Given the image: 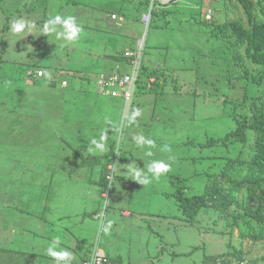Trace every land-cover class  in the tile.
Masks as SVG:
<instances>
[{"label":"rangeland","instance_id":"1","mask_svg":"<svg viewBox=\"0 0 264 264\" xmlns=\"http://www.w3.org/2000/svg\"><path fill=\"white\" fill-rule=\"evenodd\" d=\"M26 1L0 0V204L15 199V206L0 213V222L9 226L10 244L18 251L14 264L49 263L43 257L49 259L47 249L57 239V250L69 251L78 263L98 245L123 264H204L208 255H227L234 248L244 249L245 258H235L231 264H264V237L257 236L262 229L254 225L247 231L241 226L242 220L234 216L236 205L227 213L203 209L189 223L174 195L181 187L186 196L202 194L221 175L226 177L221 183L230 186L246 174L253 131L247 133V144L234 137L226 140L239 121L251 116L249 104L260 89L251 77L258 65L246 57L245 47L238 48L228 26L240 20L251 28L244 7L237 0H203L197 8L183 1L152 0L159 4L152 6L159 15L157 26L149 28L150 22L146 25L143 18L144 24L136 18L143 12L139 0H44L41 10L19 13ZM255 2L254 14L262 20L264 0ZM144 11L142 17L150 12ZM71 13L84 27L75 41L62 35L63 24H48L56 16L68 19ZM112 13L124 19L108 20ZM205 16L210 23L204 22ZM16 17L23 23L44 21L50 28L44 29L48 38L38 31L43 36L39 40L29 28L7 33L6 19ZM95 25L102 26L110 41L100 39L102 35L95 38ZM219 26L221 35L212 30ZM139 41L144 63L159 67L162 86L150 82L151 90L138 82L134 104L126 111L124 96L99 92L98 57L109 47L117 54L124 47L135 48ZM93 42L95 52L88 46ZM55 45L60 57L56 60L62 67L70 62L72 68L51 69L47 75L42 70V76L37 71L49 79L44 83L26 76L25 62H37L40 56L48 60ZM90 66L92 72L85 70ZM56 72L58 78L50 79ZM61 80L72 86L61 85ZM137 111L140 114L134 116ZM103 134L107 137L103 152L92 150L91 141H99ZM137 135L153 140L155 146L138 147L133 140ZM165 145L169 151L162 150ZM153 161L170 165L159 180L148 171ZM109 162L113 167L117 163L114 178L111 181L108 173L109 180L101 184ZM133 169L145 171L152 183L146 186L133 179ZM44 183L45 192L39 188ZM119 189L124 196L115 200ZM90 193L95 199L87 203L83 199ZM98 208L100 217H90ZM127 209L134 216L127 217ZM84 211L83 220L76 217ZM63 212L70 217L62 218ZM109 220L112 228L105 234L102 227Z\"/></svg>","mask_w":264,"mask_h":264},{"label":"trees","instance_id":"2","mask_svg":"<svg viewBox=\"0 0 264 264\" xmlns=\"http://www.w3.org/2000/svg\"><path fill=\"white\" fill-rule=\"evenodd\" d=\"M17 1L19 2L20 0H15V2H17ZM172 1H178V0H172ZM201 1H203V0L195 1L194 2L195 4L192 2H188L189 5H185V6H187V7L193 6V7L197 8L198 3L202 4ZM55 2H60V0H57ZM152 2L154 3L153 6L159 5V4H157V1L139 0L138 4L140 6H142L143 12L140 14V17H136L139 22L143 23L141 21V18H143L142 16H143V13L145 12L144 10H151L152 17H151V20L149 23V28L151 27V25L153 23L155 24V26H157V24L155 22V18L157 15H159V11H157L156 7L153 8L151 6ZM178 2L180 3L182 1H178ZM237 2L240 3L244 7L246 12L248 13L249 18H250L251 28L250 29L246 28L245 25L243 24V22L240 20L228 23V26L231 28L233 35L236 36V38H237L236 44L238 45V48L245 47L246 57L253 64L258 65V67H259L258 72L255 74H252L251 77H252V81L255 84H257L260 89L258 91V94L252 99V101L249 104V111L251 113V116L245 118L242 121H239L238 129L231 132L226 137V140L231 138V137H234L235 141H241V142H244L245 144H247L249 141L247 133L249 131H253L254 141L250 145V153H251L250 156H251V158H250V161L248 163L247 171H246V174L243 178L235 179V180L233 179L231 181L232 184L230 186H225L221 183V180L226 178L224 175H221V176H219V178H220L219 180L215 179V180L209 182L206 185L205 192L202 194H193L191 196H186L184 194L183 187H181L175 191L174 195L176 196V198L178 200V205L180 206V209L182 210L184 218L189 223L195 222L199 213L203 209L213 208V209L219 210L222 213H227L230 210V208H232L234 205H236L239 210H238V213H234V216L237 219V221L242 220L241 226L247 228V231H248L254 225H259L260 228L262 229V231L259 232L257 234V236L258 237H264V18L262 20H260V18H258L254 14L255 3H256L255 0H237ZM22 4L23 3L21 2V5ZM42 4L46 5L44 0H27L22 5V8L18 10V12L24 13V11H29V14H33V13H35V11H37L36 8L41 10ZM49 4H51V3H49ZM173 9L174 8H172L171 10H168V11H173ZM196 10H198V9H196ZM165 12H167V11H165ZM72 15H73V13H71L70 18H73V16H75V15H73V16ZM114 15L116 16L115 18L113 17ZM13 17H15V16H13ZM19 17H23V16H19ZM19 17H16L13 20L10 18L6 19L7 24L5 25L4 29H6L7 33L11 32L10 29H11L12 23L14 21H17ZM28 18H30V17H28ZM75 18H77V17H75ZM120 18L124 19V17H122V16L118 17L116 14L112 13L110 15V17L108 18V20H118V19L120 20ZM19 21H21V20H19ZM204 22L210 23L209 21H207L206 16H205ZM24 24H25V28L23 30H26L27 28H29L31 30L34 29V32H32V33H34V35L37 36L39 38V40L43 36L39 37L40 33H38V31H42L43 34H45L44 29H46V32H48L50 29L49 27L46 28L45 27L46 23L44 24V21H41V20H38L36 22L29 21V22H25ZM78 26L81 28H84L83 25L78 24ZM95 27H96L95 33H94L95 38H99L102 35L100 39L106 40L108 38V41H110V38L108 36L102 34V32H103L102 26L95 25ZM121 27H122V25H121ZM63 28H64L63 25H61V28L59 29L61 31V33H63L65 31V29H63ZM124 28L125 27H123V29ZM209 28H211V27H209ZM212 30L215 32L219 31L220 35L222 34V31H221L222 27L221 26H219L218 28L212 29ZM57 32H59V31H57ZM23 33H26V32H23ZM44 36L46 38H48L46 34ZM81 39L84 40L83 37ZM36 42H38V41H36ZM57 42H59V39H56V43ZM45 43H46V41H45ZM96 44L97 43H95V42L90 43L88 45L89 50H94V52H95ZM54 47H55L56 51H54L55 53L53 52V53L49 54V56H51V57H47L48 60H46L45 56H40V59L37 62H25L27 65V68L25 69V75L29 76L32 79L39 77L38 78L39 81H42V82L38 81V83H44L46 80H49V79H44L46 77H40L44 74V72L47 75V73L49 71H51V69L59 68L58 71H60V69L62 71H65L67 69L68 70L71 69L72 65H70L71 64L70 62L68 64L70 66L64 65L62 67V65H60L62 62L56 60L57 57L60 59L59 54H58L59 49L57 48L56 45ZM38 48L41 49V45H38ZM126 48L127 47H124V51L122 53L112 54V52H110L111 49L109 47V50L106 49V53H103L101 56L98 57L101 60L99 62V67H102V68H100L101 70L96 75V82L99 83L100 88L102 86L101 80L103 78H110L111 76H115V75H119L120 77H123L126 75H130L132 73V68L134 66V64L132 62L133 58H129V57H134V56H129V55L126 56L125 55ZM129 50L134 52V51H136V47L135 48L130 47ZM143 53H144V47H143ZM70 56L72 57V59L76 58V55H73V53H71ZM6 61L10 62L11 60H9V61L6 60ZM69 61H70V59H69ZM91 65H92V67H95L94 59H93ZM0 70H2L1 65H0ZM42 70H44V72ZM85 70H87L88 72L89 71L92 72L94 70V68H91V66H90V67H87ZM141 70H142V73H144L146 75V78H148V79H150V77L155 72L156 80L154 82H156V85L159 88L158 83H159L160 75L157 74L158 70H156V71H155V69L150 70L149 66H146L145 63L142 64ZM37 71L41 72L40 76L37 74ZM97 71H98V69H97ZM59 74H60V72H56V73L52 74V76L49 78L50 79L52 78L54 80V79L58 78ZM102 76H103V78H102ZM87 78H89V76ZM82 81H86V79H84ZM87 81L91 82L89 79H87ZM60 82H61V85H63V86H69V87L72 86V83L62 84L63 80H61ZM151 90H153L152 87H151ZM99 92L103 93L101 90ZM226 140H225V142H226ZM108 173H111V171H109L107 165H105V167L102 171V177L100 178L101 184H105V182L109 180L108 179V176H109ZM142 178H144L145 180L147 178V173L145 171H142ZM39 188L43 189V191H44L48 187L44 183V185H42V187H39ZM102 191H104V188L101 187L100 193ZM119 191H121V190L119 189ZM119 191H117V192H115V194H113L115 200H118L122 196H124ZM234 194L241 196V198L239 199L238 197H235ZM100 196H101V194H100ZM101 198H102V196H101ZM92 199H95V198H89V199L85 198L83 200L88 203ZM13 203L15 206V199L14 198L10 199L6 203L1 204L0 205V208H1L0 213L3 211L4 208H9L10 204H13ZM29 208H27V209H29ZM84 208L86 211V207L83 206V209ZM101 209H99V208L97 210L93 209L94 211L89 213L90 217L96 218V216H97L99 218L100 216H98V215H100V214H97V213H99L100 212L99 210H101ZM49 210H50V208H49ZM31 211H33V210H31ZM31 211H28L27 213H30ZM85 211L82 212L83 214L77 213L76 217L82 218V220H83L84 219L83 215L86 213ZM125 211H129L131 213V216H134V213L131 212L130 209L124 210V212ZM53 215L54 214H52V216ZM60 216L62 218L70 217V215L68 213H64V212L60 213ZM1 223L2 222H0V224ZM2 225L5 226L6 224L4 225V223H2ZM24 228L26 230L28 229L27 227H24ZM62 236H63V231H62ZM246 236H248V235H246ZM99 245H100V243H99ZM93 248H94V245H93ZM93 248L91 247V249H89L84 255H82V257L80 259L81 260L80 263H78L77 261L71 260V264H88V262L92 260ZM244 254H245L244 249L234 248L232 251L228 252L227 255L226 254H224L222 256H219L216 254L215 255H208L204 259V264H221V263L231 264L235 258L242 261L243 258H245ZM105 255H106L105 258H106V260L109 261V264H123L122 261L118 260L117 258L111 257L107 253ZM15 257H18V256L13 255V261L18 262V259L15 260L16 259ZM20 258L26 259L28 257L25 256V257H20ZM49 259H51V260H49ZM49 259H47V261H49L48 264H55L56 261L54 260V258L49 257Z\"/></svg>","mask_w":264,"mask_h":264},{"label":"clouds","instance_id":"3","mask_svg":"<svg viewBox=\"0 0 264 264\" xmlns=\"http://www.w3.org/2000/svg\"><path fill=\"white\" fill-rule=\"evenodd\" d=\"M150 13L152 15L151 10H150ZM48 24H63L65 31H64V33L62 35L64 37H67L66 40H68V41H73V40L75 41L78 38L79 33L81 32V28L75 23V21L72 18L62 19L60 16H56L52 20H49ZM45 27L47 28V25ZM24 28H25V24L22 21H19V20L14 21L12 23V25H11V30H12L13 33H20ZM139 44H142L141 51H140V54H139V56H140L141 53L143 52V43H142V41L138 42V44L136 46V51L132 52L129 49H127L125 51V55L129 54V53L139 52ZM126 56H128V55H126ZM129 56H134V57H129V58H133L132 62L136 59L135 55H130L129 54ZM141 61L142 60L140 59V74H139V76L137 78V81L135 82V91H134L133 97L135 96V94L137 92L136 84L138 82L141 81L142 83H144V81L147 79L146 80L147 84H150V82H154L156 80V78H151V77H150V79H148V78H145V80L143 79V73H142V70H141L142 69ZM134 66L132 68V71L134 70ZM131 103H132V101L127 103L126 106H129ZM139 114H140L139 111H137L134 114V116H138ZM106 139H107V137H106L105 134L101 135L99 141H97L96 139H93L91 141V144L94 145V149H92V150H99V151L103 152L104 147H105L103 141H105ZM133 140L135 141V144L138 147H140L142 145H145V144H147L149 146H155L153 140L146 139L143 135L134 136ZM162 150L169 151L170 149L168 148L167 145H165L164 149H162ZM148 154L151 155V153H148ZM169 169H170V165L168 163H166L164 161H153L152 164L149 166L148 171H150L153 174V177H154L153 180H159L162 175H164L165 173H167L169 171ZM131 176H132L133 179L139 181L141 184H144L146 186L152 183V181L150 182L148 180L142 179V171L139 170V169L131 170ZM112 224H113V222L111 220L107 221V223L103 225L102 231L105 234H108L110 232L111 228H112ZM58 246H59V239H57V240L52 242V244L47 249V254L50 257L54 258V260L56 261V264H71L72 254L69 251H67V250H59L58 251L57 250ZM97 247L99 248V251H100L101 255L103 257H105L106 256L105 255L106 254L105 251L102 248H100L98 245H97ZM103 264H109V261L106 260V262H104Z\"/></svg>","mask_w":264,"mask_h":264},{"label":"built area","instance_id":"4","mask_svg":"<svg viewBox=\"0 0 264 264\" xmlns=\"http://www.w3.org/2000/svg\"><path fill=\"white\" fill-rule=\"evenodd\" d=\"M151 13H147L143 17V22L147 25L150 20H151ZM114 18L116 17L115 15L113 16ZM142 44H139V52L136 53H129L130 55H135L136 59L133 61L134 63V70L130 75H126L123 77H120L119 75L111 76L110 78H103L101 80V91L103 93L109 94L114 97L118 96H124L125 99L127 100V103L132 101L133 94L135 91V82L137 81V78L140 74V51H141ZM41 74V72H39ZM115 166H111V173L110 175L112 176L111 181L114 178V173H115ZM110 177V176H109ZM108 177V178H109ZM106 195V194H104ZM106 262V258L103 257L99 251V248L96 246L92 252V260L89 261L88 264H103Z\"/></svg>","mask_w":264,"mask_h":264},{"label":"crops","instance_id":"5","mask_svg":"<svg viewBox=\"0 0 264 264\" xmlns=\"http://www.w3.org/2000/svg\"><path fill=\"white\" fill-rule=\"evenodd\" d=\"M178 1H183V2H189L188 0L186 1V0H178ZM151 6H153V4L151 5ZM121 30H123V28L121 29ZM127 49H130V47H127L126 48V50ZM125 50V51H126ZM143 52L141 53V55H140V59L142 60L141 61V63L143 64L144 63V61H143V59H142V57H143ZM146 64V66H148L147 65V63H145ZM157 68H159V67H151V66H149V69L150 70H153V69H155V71L156 70H158ZM157 74H158V72H157ZM161 74V73H160ZM143 75H145L144 73H143ZM155 78V77H154ZM147 80V79H146ZM144 81V84H146L145 86V88H147V87H149L150 86V84H147V81ZM159 82H161L160 80H159ZM162 83V82H161ZM157 86V85H156ZM158 86L160 87V86H162V85H159L158 84ZM98 90L100 91V87H98ZM137 90H138V88H137ZM134 100H135V96H134V98H133V100H132V103L129 105V108H126L125 107V109H126V111L128 110V109H130L132 106H133V104H134ZM120 133H121V130H120ZM122 134V133H121ZM120 146H121V144H120ZM112 149H114V146H112ZM127 150V152H129L130 150H128V149H126ZM118 155H121V147H120V150L119 151H117L116 152V155H115V157L117 158V163H118ZM112 162H109L108 164H107V167H108V170L110 171V169H111V166H112V164H111ZM117 163H116V168H117ZM119 192H122V191H119ZM104 194V193H103ZM94 197V195L93 194H91L90 193V198H93ZM95 198V197H94ZM1 205V204H0ZM124 214L127 216V217H129V218H131L132 216H131V213L129 212V211H125L124 212ZM5 225V224H4ZM8 229H9V226L8 225H5V226H3L2 225V223L0 224V264H14V261H13V255L14 256H16V253L18 252L17 250H15V249H13V247L12 246H14V245H11L10 244V238H9V236H8V234H7V231H8ZM23 253H26L25 251H23ZM106 253V252H105ZM47 257H43V260H45V261H47ZM46 264H48V263H46Z\"/></svg>","mask_w":264,"mask_h":264}]
</instances>
